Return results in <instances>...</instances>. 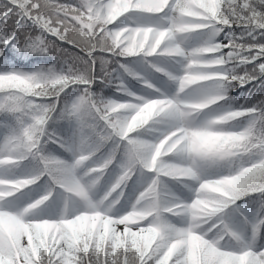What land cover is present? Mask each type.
<instances>
[{
  "label": "snow or ice",
  "instance_id": "obj_1",
  "mask_svg": "<svg viewBox=\"0 0 264 264\" xmlns=\"http://www.w3.org/2000/svg\"><path fill=\"white\" fill-rule=\"evenodd\" d=\"M11 17L15 27L0 33V56L11 46L19 55L55 56L62 66L0 71V264H264V102L234 107L230 95L264 83V11L253 0H3L0 21ZM28 21L32 27L22 31ZM233 27L253 39H218ZM199 32L212 38L186 47ZM130 57L174 81L176 95L120 63ZM161 59L183 71H169ZM112 63L142 79L147 94L120 82L121 99L98 95V82L114 83ZM197 87L198 94L188 92ZM60 119L75 125L72 137L53 131ZM145 131L161 134L146 139ZM49 145L71 152V161L49 154ZM177 156L186 160L172 162ZM116 166L114 183L94 199ZM138 171L152 173L151 183L120 214L116 206ZM165 178L194 182V198L162 206ZM244 197L260 206L250 241L224 221ZM164 216L190 222L178 227Z\"/></svg>",
  "mask_w": 264,
  "mask_h": 264
},
{
  "label": "trees",
  "instance_id": "obj_2",
  "mask_svg": "<svg viewBox=\"0 0 264 264\" xmlns=\"http://www.w3.org/2000/svg\"><path fill=\"white\" fill-rule=\"evenodd\" d=\"M61 2L74 3L75 0H61ZM253 3L259 8V10L264 11V0H253ZM0 4H3V0H0ZM14 20L15 17H11L7 24H4L2 21H0V33L11 35L12 29L15 27ZM126 22L134 23V20H127ZM24 27H32V22L28 21L27 24H23L22 22V31ZM232 34H235L236 36H244L245 40L247 41H251L253 39L251 35L245 36V30L243 28L236 27H233L232 29H225L224 33H222L218 39L227 42L228 38ZM211 38L212 34L209 32L194 33L185 41V46L198 47L206 43ZM49 39L55 40V37H49ZM258 39L261 42H264V36H259ZM13 43H16V41H13ZM57 43L61 48L66 49L69 53L75 54L78 51L77 49H73L70 45L63 44L59 41H57ZM150 59L153 61L157 60L155 57ZM159 62L173 73H180L183 71L182 64L176 63L175 61L161 59ZM120 63H125L128 69H130L133 73H138L140 77L153 79L157 86L161 87L162 90L167 93V95H176L178 91L177 84L174 81L169 80L166 76H163L162 73H154V70L145 63L143 57H130L127 60L121 61ZM52 64H55L57 67H61L62 61H58L55 56L19 55L15 50L12 49L11 46L5 49L4 56H0V71L10 70L12 68L30 71L39 65ZM113 69H115V71H113ZM107 71L112 72L114 83L100 85L98 82L97 86H94V91L102 98L114 100L121 99L124 94L118 90V85L120 82H123L129 91L134 92L137 95L147 94L143 80L137 79L133 75H129L128 71L120 68L119 63H112L108 65ZM100 72L101 68L98 65L97 73ZM188 92L198 94L199 88L197 87L195 91L193 89H189ZM230 95L235 98L232 106L251 107L252 105L264 102V83H261L260 81H253L250 84H245L243 87L236 86L232 89ZM206 119V116H202L200 123H203ZM234 123L237 127L242 128L246 125V120H241ZM51 127L53 131L66 138L72 137L75 132V125L71 121L65 119L54 121ZM153 127L162 130L164 126L155 125ZM0 132H2V130H0ZM160 134V131H145L144 138L156 139ZM46 151L49 154L59 157L65 161H71L72 159L71 152L58 149L55 145L47 146ZM185 160V157L177 156L172 162H184ZM24 163L29 164V161H25ZM34 166H36V161H32L30 165V167ZM210 171L215 172L217 170L213 169ZM118 175L119 167L116 166L109 171L103 180H101L100 184L97 185L93 190V197H96L97 199L102 198L105 192L110 189L112 183H114ZM152 178L153 174L150 172H137V174L128 183V187L125 189L124 198H122L120 203L116 206L119 209L120 214H127L133 210V206L136 205V201L140 193L145 190L148 184L151 183ZM195 187L196 185L192 181H185L181 183L165 178L160 188L162 206L175 202L176 198L190 202L194 198ZM237 204L240 206L239 210H237L235 206L227 209L224 221L229 225L230 228L243 234L246 240L250 241L252 233L251 224L256 220V214L260 208L259 202L256 198L244 197L243 199L237 201ZM241 213L248 217V223L244 222ZM163 219L167 223L178 227H184L190 222V218L187 216H164ZM209 235L211 236L212 233H209ZM259 243L260 245L264 246V233L261 234ZM226 246H236V241L226 238Z\"/></svg>",
  "mask_w": 264,
  "mask_h": 264
},
{
  "label": "rangeland",
  "instance_id": "obj_3",
  "mask_svg": "<svg viewBox=\"0 0 264 264\" xmlns=\"http://www.w3.org/2000/svg\"><path fill=\"white\" fill-rule=\"evenodd\" d=\"M94 199H97L96 197H93ZM99 199V198H98Z\"/></svg>",
  "mask_w": 264,
  "mask_h": 264
}]
</instances>
